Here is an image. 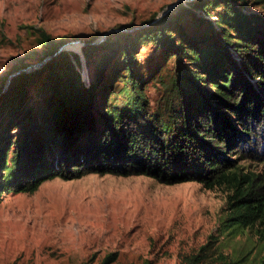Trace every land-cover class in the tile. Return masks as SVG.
Here are the masks:
<instances>
[{
	"label": "trees",
	"instance_id": "obj_1",
	"mask_svg": "<svg viewBox=\"0 0 264 264\" xmlns=\"http://www.w3.org/2000/svg\"><path fill=\"white\" fill-rule=\"evenodd\" d=\"M253 6L261 13L247 11ZM143 23L149 24L82 46L87 57L93 47L111 52L95 62L88 87L79 55L66 50L41 69L11 77L2 96L8 105L0 104V196L33 191L52 176L89 172L220 187L227 191L222 228L252 230L257 251L244 264H264V172L242 161L264 163V0L179 3ZM38 36L43 56L66 39L42 28ZM144 43L152 53L141 64L136 53ZM25 57L7 73L27 65ZM113 71L124 78L126 100L116 92L109 97L107 72ZM36 81L34 99L28 86ZM150 81L158 92L153 104L146 93ZM212 241L190 253L188 262L208 259ZM113 258L108 253L99 264ZM230 262L243 264V257Z\"/></svg>",
	"mask_w": 264,
	"mask_h": 264
},
{
	"label": "rangeland",
	"instance_id": "obj_2",
	"mask_svg": "<svg viewBox=\"0 0 264 264\" xmlns=\"http://www.w3.org/2000/svg\"><path fill=\"white\" fill-rule=\"evenodd\" d=\"M190 1L195 0H0V81L17 58L27 56L29 64L42 60V28L55 39L66 38L62 50L79 55L81 80L88 87L95 62L103 63L111 52L93 47L87 57L82 46L104 42L115 29L140 26ZM247 11L261 13V8ZM151 53V47L140 44L136 58L144 64ZM109 72V97L116 92L126 100L124 78ZM37 81L28 86L34 99L39 98ZM156 87L147 82L152 104ZM242 161L264 172V163ZM226 200L223 188L192 180L167 184L131 173L52 176L33 191L1 194L0 264H99L108 253L114 254L108 264H233L241 257L244 264L256 254V238L247 228H222ZM210 239L214 245L208 259L188 262L187 256Z\"/></svg>",
	"mask_w": 264,
	"mask_h": 264
},
{
	"label": "water",
	"instance_id": "obj_3",
	"mask_svg": "<svg viewBox=\"0 0 264 264\" xmlns=\"http://www.w3.org/2000/svg\"><path fill=\"white\" fill-rule=\"evenodd\" d=\"M177 2H174L170 5H168L167 7V10H169L170 8H172L173 6L176 5ZM164 13V12H163ZM156 20V19H154ZM149 23H143L141 24L140 26H131L130 28H122L121 30H128V31H132V30H135L136 28H139V27H142V26H146L148 25ZM114 29L110 30V31H113ZM118 29H115V31H117ZM73 42V41H72ZM85 43V42H84ZM89 43V42H88ZM63 46L64 45H60L58 47V49L51 55H46V56H43L42 60L38 61V62H35V63H32V64H27L25 65L24 67L16 70V71H12L10 73H7L6 74V77L3 81V83L0 85V98L2 96H4V94L8 91L9 89V84H10V81H11V77L18 74L19 72L21 71H27V72H31V71H34V70H37L38 68H40L41 65H44L46 62H48L49 60L52 59V56L53 55H56L58 52H60L62 49H63Z\"/></svg>",
	"mask_w": 264,
	"mask_h": 264
}]
</instances>
